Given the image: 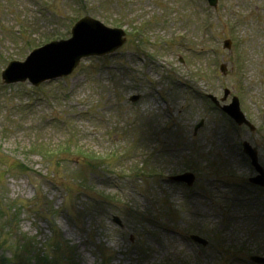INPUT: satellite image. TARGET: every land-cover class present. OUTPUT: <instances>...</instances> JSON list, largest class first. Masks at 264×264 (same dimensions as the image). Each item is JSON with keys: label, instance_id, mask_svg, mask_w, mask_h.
Here are the masks:
<instances>
[{"label": "rangeland", "instance_id": "rangeland-1", "mask_svg": "<svg viewBox=\"0 0 264 264\" xmlns=\"http://www.w3.org/2000/svg\"><path fill=\"white\" fill-rule=\"evenodd\" d=\"M49 1L0 0V95L29 103L23 109L0 107V206L4 202L12 205L11 201L28 203L19 215L16 242L2 237L0 228V264H22L12 257L17 252L13 243L32 250L35 243L28 237L47 247L54 241L68 242L76 247L80 264H98L99 246L110 249L111 264H220L221 246L212 247L208 238L210 244L202 247L190 239L191 229L204 237L205 232H225L224 240L238 253L245 243L264 246V227L259 224L264 220V189L244 184V177L254 170L242 150V140H250L264 165V0H220L215 9L206 0H105V8L100 0H83L93 4L92 15L108 25L115 26L112 23L120 20L128 32L143 28L144 44L136 47L128 33V42L107 61L85 62L71 76L45 83L38 90L29 82L4 84L2 70L11 60L26 57L31 50L28 40L42 45L45 36L55 33L67 38L76 17L83 16L81 0H60L59 15L48 19ZM26 21L38 23L30 35L22 34ZM210 22L215 47L191 66L208 68L216 62L219 76L213 81L191 82L196 92L190 95L180 88L186 81L173 82L172 74L180 78L193 73L188 61L190 46ZM227 37L235 42L231 51L223 48ZM223 61L229 66L224 75L219 69ZM225 87L239 95L256 131L229 127L201 95L211 91L221 96ZM137 93L141 99L129 101ZM68 116L77 126L83 148L109 152L138 144L122 174H108L112 167H90L77 150L62 166L47 164L31 153L38 140L52 145L65 142ZM202 118L205 124L194 135V126ZM134 119L141 131L132 126ZM172 119L179 124L178 132L153 135V126ZM175 133L182 137L179 143L174 142ZM162 141L166 142L163 151L147 161L146 154ZM192 148L203 155L202 171L192 170L200 180L187 188L171 182L169 176L190 170L185 167ZM147 163L156 167L151 171L157 175L131 176L130 168L138 164L146 169ZM21 164L30 170L18 172ZM3 166L12 170L6 172ZM117 189L128 215L107 203L92 213L83 208L92 195H113ZM163 197H169L181 211L160 217L154 204ZM56 208L59 211L51 217ZM3 209L0 215L11 220ZM150 210L157 219L146 215ZM136 212H144L145 217L137 218ZM114 215L120 216L122 226ZM156 221H161L159 226ZM0 223H4L1 217ZM50 224L59 236L53 237ZM23 234L27 237H20ZM142 248L148 253L142 254ZM239 256L227 264H253L248 255L245 261Z\"/></svg>", "mask_w": 264, "mask_h": 264}, {"label": "water", "instance_id": "water-1", "mask_svg": "<svg viewBox=\"0 0 264 264\" xmlns=\"http://www.w3.org/2000/svg\"><path fill=\"white\" fill-rule=\"evenodd\" d=\"M210 2H211V4H216L217 0H210ZM77 27H78V32H82V31L85 32V34L88 35V37L90 39L94 35H98V37L100 38L98 40L102 42L101 45L104 44L103 45L104 52L113 50V49L117 48L118 46H120L124 42V39L122 38L124 32H122L121 30H116V29H107L104 26H102L101 24L99 25L96 22H91L90 18H85L84 20L79 22ZM94 28L95 29L96 28L104 29V30L95 31ZM105 35H106V37H105ZM104 37L106 39H110V40L107 41L106 39H104ZM41 65H42V60H38L36 57L33 58L30 62L23 64V66L20 63L14 62L4 72V79L6 82L25 80L29 76L32 79H34V75L32 74L33 73L32 70H37ZM60 67H62V68L66 67V69L56 73V75L66 73V72H69L71 70V66L68 63L62 64ZM18 68H20L19 71H18ZM43 72H46V71H44V69H43V71H39L38 73H43ZM48 76H54V74L50 73L49 75L43 76L42 78H45ZM240 121H242V119H240ZM183 179H185V178H183ZM260 261H262V260H260ZM262 262H264V261H262Z\"/></svg>", "mask_w": 264, "mask_h": 264}, {"label": "trees", "instance_id": "trees-1", "mask_svg": "<svg viewBox=\"0 0 264 264\" xmlns=\"http://www.w3.org/2000/svg\"><path fill=\"white\" fill-rule=\"evenodd\" d=\"M88 209V208H87ZM24 249H26L24 246H23ZM28 252H30L29 250H27ZM70 253H72V251L69 249ZM35 257L36 259H40L42 258L43 260L45 259V263L44 264H53V259H50L49 257V254H45L44 252H42L41 254L38 252L36 256H33ZM55 262V261H54Z\"/></svg>", "mask_w": 264, "mask_h": 264}, {"label": "clouds", "instance_id": "clouds-1", "mask_svg": "<svg viewBox=\"0 0 264 264\" xmlns=\"http://www.w3.org/2000/svg\"><path fill=\"white\" fill-rule=\"evenodd\" d=\"M112 243H113V244H115V243H116V241H115V240H113V241H112Z\"/></svg>", "mask_w": 264, "mask_h": 264}]
</instances>
